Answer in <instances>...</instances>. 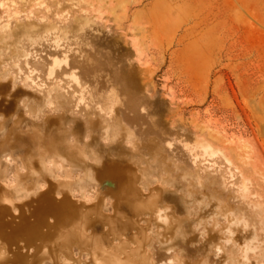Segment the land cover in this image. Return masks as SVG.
Listing matches in <instances>:
<instances>
[{"label":"rangeland","instance_id":"374dc122","mask_svg":"<svg viewBox=\"0 0 264 264\" xmlns=\"http://www.w3.org/2000/svg\"><path fill=\"white\" fill-rule=\"evenodd\" d=\"M1 189L93 224L0 264H109L137 219L149 264H264V0H0Z\"/></svg>","mask_w":264,"mask_h":264},{"label":"bare ground","instance_id":"6f19581e","mask_svg":"<svg viewBox=\"0 0 264 264\" xmlns=\"http://www.w3.org/2000/svg\"><path fill=\"white\" fill-rule=\"evenodd\" d=\"M118 180H119V186L122 189L123 194L131 195L134 197L135 204H136V214H137L136 216L138 215L140 216L141 210L145 208L151 209L152 212L157 211V206H156L157 195L155 194L153 195L155 189L152 190V198H151L152 201L146 203L144 200L142 201V195H143L142 189H140V187H137L139 177H135V175H132V173L129 172V170L125 169L122 175H118ZM4 191L5 190L3 189H1L0 191V239L3 240L4 242H7L6 243L7 245H10L11 247H15V246L17 247L19 245L20 248L24 250L25 248H27V250H30V251L31 249L32 250L34 249L36 251H43L42 250L43 241L45 240L47 241L50 238L51 239L59 238V239H56L57 240L56 242H58V240H63L62 243L64 242L63 243L64 248L62 247V249H66L70 245L74 246L76 243L79 245L81 244L85 245L87 249L89 248L88 244L90 240H87L88 238L86 235V231L88 229L87 227L93 224V221L91 219L86 218V216L81 212L80 210L81 208L73 206L72 204L68 202L69 200H64L63 202L56 201L50 194L51 190H48L45 193L44 198H43V200L47 202V205L45 206L40 205L38 207H35L31 210L29 214L26 211H24L25 209H23L21 213H19L17 216H14L13 214L6 212L3 209L4 208L3 206L4 204L7 203V200H10V198L5 195L6 193H4ZM30 207H32L31 204H30ZM166 214L167 215L165 218L168 217V211L166 212ZM157 219H162L160 217V213H158V217L155 218L154 220L156 221ZM176 219L177 218H175V220ZM173 224L174 223H172V225ZM133 227H135V229L139 230V232L141 233L140 236L133 237V241L135 242L136 248L129 251V253H124L126 249L128 248V242L127 240H125V242H121V244L117 247V249L118 250L122 249L121 255L123 254L122 255L123 257H121V255L119 254L117 255L116 252H113L112 255L115 258L112 260H109V264H149L148 263L149 258L146 257V255L144 256L145 251H147V250H144V248L148 240L145 230L140 226V221L138 219L133 223ZM54 248H56V246H54ZM68 250H70V248ZM82 250H86V249H82ZM21 254H22V251H21ZM64 254H66V252H64ZM66 255L68 257V254ZM3 260H5V258ZM95 260L97 261L100 259L95 258ZM68 261H73V259L70 257Z\"/></svg>","mask_w":264,"mask_h":264},{"label":"water","instance_id":"95a60500","mask_svg":"<svg viewBox=\"0 0 264 264\" xmlns=\"http://www.w3.org/2000/svg\"><path fill=\"white\" fill-rule=\"evenodd\" d=\"M22 256H26V254H22Z\"/></svg>","mask_w":264,"mask_h":264}]
</instances>
